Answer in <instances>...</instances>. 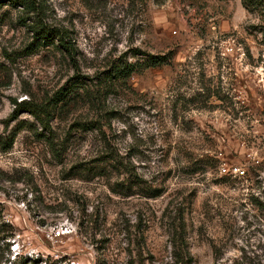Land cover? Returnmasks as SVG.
<instances>
[{"label":"rangeland","instance_id":"obj_1","mask_svg":"<svg viewBox=\"0 0 264 264\" xmlns=\"http://www.w3.org/2000/svg\"><path fill=\"white\" fill-rule=\"evenodd\" d=\"M15 1L0 264H264V0ZM37 16L69 51L34 43Z\"/></svg>","mask_w":264,"mask_h":264},{"label":"trees","instance_id":"obj_2","mask_svg":"<svg viewBox=\"0 0 264 264\" xmlns=\"http://www.w3.org/2000/svg\"><path fill=\"white\" fill-rule=\"evenodd\" d=\"M5 0H0V4H2ZM15 1V0H14ZM17 2V1H15ZM19 2L21 3V5H23L24 8H26L27 11H33L36 10L35 4L32 0H19ZM32 31H33V36H34V43L38 42L40 39L43 40V42L45 43L46 41L50 40L51 38H53V36L55 35L56 37H59V40L61 42V45L64 46V48H66L67 51H69L71 49L70 45L68 44V41H65L64 37L62 36L61 32L53 26H49L45 23H43L41 21V19L38 18L35 19L31 25ZM42 42V43H43ZM41 43V44H42ZM40 44V43H38ZM174 51L170 50L166 53L163 54H152V53H148L147 54V58L145 59L143 66L145 67H149V66H157V65H161L163 63H169L172 56H173ZM135 64L131 63V62H124L121 63L119 65H117L113 71L116 72V76L119 77H124L129 75L134 69H135ZM118 77V78H119ZM20 105V103H19ZM31 113H33L37 118H40L39 115L36 113V111L34 109H31ZM14 133H11L10 137H9V141H7V139L4 141V143L6 142L7 146H10L14 140ZM10 227V226H9ZM5 229H2L0 231H3ZM8 233L5 234V236H1L2 239L7 238V236H12V229L7 228Z\"/></svg>","mask_w":264,"mask_h":264},{"label":"built area","instance_id":"obj_3","mask_svg":"<svg viewBox=\"0 0 264 264\" xmlns=\"http://www.w3.org/2000/svg\"><path fill=\"white\" fill-rule=\"evenodd\" d=\"M221 170H222L223 172H229L228 169H227V167H225V166H222V167H221ZM233 171H234L235 173H238V174H243V172H244L242 168L237 167V166L233 167Z\"/></svg>","mask_w":264,"mask_h":264}]
</instances>
